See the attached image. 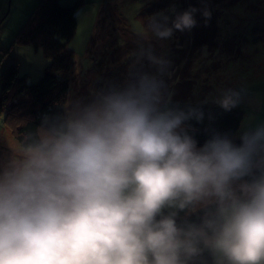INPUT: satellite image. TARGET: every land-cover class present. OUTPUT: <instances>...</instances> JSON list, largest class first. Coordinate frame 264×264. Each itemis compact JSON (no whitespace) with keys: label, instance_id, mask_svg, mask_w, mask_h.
Here are the masks:
<instances>
[{"label":"clouds","instance_id":"9594fccd","mask_svg":"<svg viewBox=\"0 0 264 264\" xmlns=\"http://www.w3.org/2000/svg\"><path fill=\"white\" fill-rule=\"evenodd\" d=\"M172 11L137 35L196 26L197 8ZM169 68L141 49L123 79L0 152V264H264V123L239 143L214 131L199 144L189 122L205 113L172 104ZM240 102L233 89L215 100L226 112Z\"/></svg>","mask_w":264,"mask_h":264},{"label":"rangeland","instance_id":"374dc122","mask_svg":"<svg viewBox=\"0 0 264 264\" xmlns=\"http://www.w3.org/2000/svg\"><path fill=\"white\" fill-rule=\"evenodd\" d=\"M40 0H0V93L2 73L18 66L28 83L37 82L51 63L31 43L16 42ZM62 5L80 3L78 27L69 47L75 64L67 75L68 101L88 98L110 82L123 79L141 49L170 61L165 76L171 100L217 105L224 90L241 93L239 108L246 111L237 137L250 128L254 110L264 100V0H59ZM189 7L197 24L190 31H175L158 40L150 33L137 35L148 19L164 13L169 17ZM210 12V17L203 15ZM143 70L155 71L146 58ZM137 68L140 64L136 65ZM29 103L4 110L0 118V152L19 144L18 129L26 121ZM69 105L65 104L64 109ZM218 106V105H217ZM256 112V111H255ZM257 113V112H256ZM264 123L259 119L254 127Z\"/></svg>","mask_w":264,"mask_h":264},{"label":"trees","instance_id":"16d2710c","mask_svg":"<svg viewBox=\"0 0 264 264\" xmlns=\"http://www.w3.org/2000/svg\"><path fill=\"white\" fill-rule=\"evenodd\" d=\"M77 2L62 5L59 0H40L31 14L16 42L31 43L35 49H41L51 63L44 69L42 77L35 83H28V75L20 76L17 65H12L2 73V88L0 93V118L4 110L27 101L29 104L26 121L18 129L19 143L30 131L34 130L43 114H56L64 111L65 101H68L70 85L61 75H67L75 64V52L69 47L73 40L78 21L76 13L80 8ZM173 105L181 108L201 107L205 113L202 123L190 121L196 129L194 135L199 144H203L212 132L227 133L239 143V132L246 117L243 108L236 107L224 111L217 105L193 103L187 100H171ZM169 211L166 209L165 212ZM202 211L193 213L187 218L198 221ZM181 218L185 217L180 212ZM196 264H207V255L197 260Z\"/></svg>","mask_w":264,"mask_h":264},{"label":"crops","instance_id":"0c3cea01","mask_svg":"<svg viewBox=\"0 0 264 264\" xmlns=\"http://www.w3.org/2000/svg\"><path fill=\"white\" fill-rule=\"evenodd\" d=\"M259 119L264 121V100L260 102V107H258L257 110H254V114L252 116V120L251 123L249 124V127L254 128L255 122L258 121ZM242 126H243V122H242Z\"/></svg>","mask_w":264,"mask_h":264}]
</instances>
